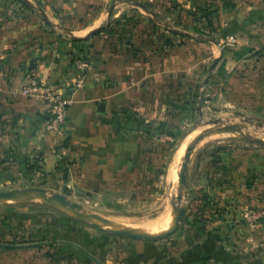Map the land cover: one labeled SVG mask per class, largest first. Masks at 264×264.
<instances>
[{"label": "rangeland", "instance_id": "1", "mask_svg": "<svg viewBox=\"0 0 264 264\" xmlns=\"http://www.w3.org/2000/svg\"><path fill=\"white\" fill-rule=\"evenodd\" d=\"M237 2L0 0V60L17 33L38 39L102 27L88 39L105 40L118 60L128 62L130 78L129 103L117 105L113 135L78 153L61 178L41 171L39 158L30 177L21 170L15 143L3 138L8 121L0 114V191L42 187L117 226L150 233L167 229L186 147L202 130L216 126L213 120L238 124L264 141V45L238 47L231 26L221 22L223 11ZM208 135L189 159L180 201L185 212L171 234L133 239L112 235L41 199L0 202V254L16 250L28 264H126L123 251L137 242L166 243L182 235L205 239L202 226L225 220L238 200L233 191L242 176L254 180L244 178V184L264 189L261 165L250 173L243 169L246 161L264 160L261 144L238 132Z\"/></svg>", "mask_w": 264, "mask_h": 264}, {"label": "crops", "instance_id": "2", "mask_svg": "<svg viewBox=\"0 0 264 264\" xmlns=\"http://www.w3.org/2000/svg\"><path fill=\"white\" fill-rule=\"evenodd\" d=\"M237 3L223 11L222 25L231 26L238 47L264 45V0ZM83 35L53 34L37 39L25 31L17 33L11 40V51L0 60V114L8 121L3 138L13 140L21 158H39L41 171L48 177H64V171L68 173L65 164L73 166L71 162L77 161L78 153L104 144L117 124V105L129 103L128 62L118 60L105 40H84L80 38ZM78 42L89 46L84 48ZM83 51L90 63L84 83L79 88H67L76 74L72 60ZM27 74L56 85L71 98L67 121L60 132L46 130V111L41 101L19 92ZM245 163L247 173L259 165L264 168V160L261 164L256 159ZM241 178L254 181L250 174ZM243 179L233 191L238 200L224 215L225 220L202 226L205 239H186L182 235L180 240L166 243L137 242L123 251L125 263L135 264L136 259L138 264H264V216L251 221L245 215L246 210L264 208V189H257L255 183L244 184ZM0 264L28 263L13 250L0 254Z\"/></svg>", "mask_w": 264, "mask_h": 264}, {"label": "water", "instance_id": "3", "mask_svg": "<svg viewBox=\"0 0 264 264\" xmlns=\"http://www.w3.org/2000/svg\"><path fill=\"white\" fill-rule=\"evenodd\" d=\"M111 10L112 7L109 9V12H111ZM101 28L102 27L95 28L90 32H88L87 34L81 36L80 38L85 40L92 36H95L97 33L100 32ZM214 66L215 64H213V67ZM211 123L216 126H214L213 128H206L202 130L200 134H198L194 138V140L191 143H189L188 146L186 147L185 153L183 155V160L180 166V170L177 175L178 191L175 196V201L172 202V207L174 212L173 222L167 229H165L162 232L150 233V232L138 231L137 229L129 226H117L107 218H104L103 216L95 212H87L80 203L70 199L66 195L60 192L49 191L46 188H42V187L1 190L0 202H16V201L25 202L34 199H41L46 204L65 210L66 212L72 214L80 221L87 222L96 228L109 232L112 235L127 236L133 239H142V240H157L163 238L166 235L174 232L178 228L180 222L183 220L185 210L184 207L180 205V201L183 196L182 190L186 184V175L188 170L189 159L198 142H200L206 135L212 132H217V133L238 132L241 133V135L244 138L259 143L264 147V141L262 139L252 138L250 135L245 134L244 132H242L241 127L238 124L220 125L221 120H213Z\"/></svg>", "mask_w": 264, "mask_h": 264}, {"label": "built area", "instance_id": "4", "mask_svg": "<svg viewBox=\"0 0 264 264\" xmlns=\"http://www.w3.org/2000/svg\"><path fill=\"white\" fill-rule=\"evenodd\" d=\"M76 71L75 76L67 88H79L84 83V75L90 67L88 56L77 55L72 60ZM19 92L30 99L39 100L45 106L46 130L52 133L60 132L67 121V111L72 104L69 95L56 85L40 79L35 74H27L19 89ZM245 215L251 221H258L264 216V209H249Z\"/></svg>", "mask_w": 264, "mask_h": 264}, {"label": "trees", "instance_id": "5", "mask_svg": "<svg viewBox=\"0 0 264 264\" xmlns=\"http://www.w3.org/2000/svg\"><path fill=\"white\" fill-rule=\"evenodd\" d=\"M77 41L78 40H74V42ZM83 54H86V52L83 51ZM15 154H16V159L18 160L19 167L24 173H27L28 176L30 177L31 171L37 168V164H36L37 160L34 161L32 159L31 160L23 159L17 154V151L15 152Z\"/></svg>", "mask_w": 264, "mask_h": 264}, {"label": "bare ground", "instance_id": "6", "mask_svg": "<svg viewBox=\"0 0 264 264\" xmlns=\"http://www.w3.org/2000/svg\"><path fill=\"white\" fill-rule=\"evenodd\" d=\"M211 136H212V135H208V136H206L204 140L211 138ZM214 136H215V135H214ZM204 140H203V141H204ZM180 153H181V152H180ZM178 154H179V153H178ZM137 230H138V231H142V230H139V229H137ZM143 232H146V231H143Z\"/></svg>", "mask_w": 264, "mask_h": 264}]
</instances>
